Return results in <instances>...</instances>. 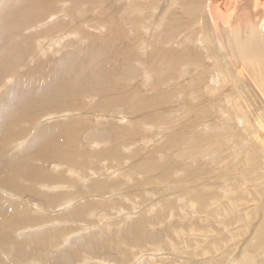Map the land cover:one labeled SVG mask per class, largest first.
Returning a JSON list of instances; mask_svg holds the SVG:
<instances>
[{"label":"bare ground","instance_id":"obj_1","mask_svg":"<svg viewBox=\"0 0 264 264\" xmlns=\"http://www.w3.org/2000/svg\"><path fill=\"white\" fill-rule=\"evenodd\" d=\"M112 3L113 2H106L105 0H19V2L8 3V6L5 2L4 6L0 7V21H4L2 25L0 23V29L4 28L5 30L7 28V30H9V28L11 27V32H8L10 33L9 36L1 37L3 40L0 39V42H2L3 45L8 42L9 38L14 37V35L16 36V32L19 31V29H21L20 34L24 35L23 29H26L25 33L29 34L27 32H29L32 27L28 29L27 25L34 24L38 21V19L40 20L47 16L48 18L51 17L53 20L58 18L60 16L59 14L63 16L59 23H56L50 26L45 31L38 33L40 36L39 38L42 39V43L44 44L43 48H39L38 46H36L37 39L33 40V45L30 46L31 54L34 59L37 60V58H39V64L37 66H33V68L30 67L33 70V74H31V72H27L25 73L24 77L27 78L28 85H30L31 83H41L42 85L47 87L46 90L30 99H28L26 95H24L23 97L18 96L20 100H18L17 106L23 107L24 105L27 106L25 108L32 107L31 110H33L36 107L39 108L40 105L43 108L50 109V107L52 106L51 103L56 102L57 104H59V102L55 101L59 96L70 95L73 98H71L67 102L68 110L67 108H64V110H66L67 112L72 110L74 111L78 108H99L101 109V111H108L111 108L118 107H123L128 111L133 112L134 117L129 121L128 119L126 120V123H131L129 129L127 128V126H121V128H118L116 127L117 125L112 124V126L115 127V129L113 130V138L111 137L112 139H117L119 138V136L122 137L125 134L132 132H135V135L138 136L142 128L144 129V131L150 130L151 127L147 125V127H145V125L140 126V123H165V121L169 120V118H167V115L172 114L171 111L170 114L166 113L167 120H165L166 118L164 119L165 115L163 113L167 111V109L164 108L165 110L162 113L164 116H162L161 112H159V109L163 108L165 106V103L168 104V102H170V104L168 105L171 106L170 110L173 109L174 112H177L178 110L180 111L179 107L182 106L183 107L181 109H184L185 107L187 110H196L198 113L196 117L197 121L199 118V123L197 124L195 123L194 119L192 121L190 119V123L184 124V128H190V139L186 140L188 147L190 146L195 150L197 148L195 146L197 145V151H200L201 154H195L197 155V157H195L194 153L197 151H191L192 153L194 152L192 158L194 159L195 157L196 159L184 163L182 168L183 171L185 170L184 173H186L187 176H191L192 180L190 181L199 179L201 182H196V180V186H193V188L188 186L192 182H188L189 184L185 182L187 185H184L179 190V196L181 195L180 193H182V196H180L182 197V199H176L174 202L172 200V202H168L166 199V201L159 199L158 206L161 208V211H159V213H155L153 210L152 211L154 213H151V211H148V209H143L141 211L140 209V212L134 217V219L131 220V222L128 218L125 219V223L123 225L124 228L122 230L119 229L117 233L126 236L131 243H133L135 246L137 245L135 247L136 251L138 253H142L141 250L148 249V247H146V242L142 244L140 243L143 242L141 239L145 238L144 234L146 232L145 230L147 226L151 225L147 220L151 221L152 223V221L159 220L158 218L162 214L169 213V218L163 219L172 221L174 220V216L172 215V213L178 216V213H181L182 211H185V215L188 212H194L196 213V215L198 214L202 217L198 216L199 218H194V216L191 215V219L189 218V221L187 220L186 222L182 221L179 218L180 220L178 221V224L171 223L166 225L164 223L165 220L164 222H157L156 225H158V230L152 236L162 234L165 229L170 236V234L174 233L170 232L171 227H175L174 231L178 235H175V238L172 235L173 238L170 239L174 242H177V240H181L183 242L182 244H184V247H187L186 249H188L189 251L187 252L185 250L187 253L185 252L184 254L190 256L192 258V261H194H187L191 264H264V0H175L174 3L168 6L165 9L164 13L161 14L162 24L160 27L161 29H163L162 32L159 35H154L153 38L151 37L152 40L150 41V45L147 43V48L145 49V54L150 51L148 56H144L146 62V65H144L148 66L147 69H149L147 70L145 68L144 70L147 73V81H149L150 83L138 79L139 71L134 67H125L124 69L118 68L121 62L122 64L125 63V59L128 53H125L124 55L122 54V52H118L119 50L117 47L118 43L122 42L123 44H127V46L131 48L130 43L133 46L136 42L140 41L139 33L133 35L134 33H132L131 30L130 32L132 34L127 33L129 31L131 23L136 24L134 22L136 20H126L124 14L126 15V17H129L130 15H133V13L137 12L143 14L144 11L146 12V14H150L155 5H158L159 0H132L129 2L127 11L124 10L125 13L121 12L123 10L122 7H115L117 9H113L114 12L109 11L108 9H111L113 7L111 6ZM122 13H124L123 16ZM42 23L34 25L35 27L33 28V30L38 29L39 26H42ZM156 27L159 26L156 25ZM188 29L192 32L191 35L193 37H198L195 44L198 43L199 45H191L189 43L191 42L192 37H190L191 39H187L188 37L186 36V32L188 31ZM65 30L66 33L62 35ZM159 40H162L164 42V45H160ZM145 45L146 43H142V46ZM49 46H52V49H54L53 55L55 57L58 55H64L62 58L65 59V63L63 64L65 66L61 65L60 62L54 59H48L49 61L40 60L43 55H45V53L47 54V48H49ZM71 47H75L76 49L89 48V50L86 51L78 49L73 53L68 52L71 50ZM96 47H100L102 52L98 50V52H92ZM223 48L224 50L226 49V51L230 50V54L226 52L225 55H221L219 51H221ZM40 50H44L45 53L40 52ZM137 51H139V48L137 49ZM139 53H141V50ZM15 54L17 55L18 53ZM131 54L136 56L137 52H135L134 54L133 51L130 53V55ZM100 59L101 61L100 63H98L97 61ZM1 62H3V60ZM3 63H0V69L5 68L6 65L11 64V62H7L5 64ZM183 66H192V70L190 68H185L184 72L182 73L181 68ZM11 68H13V65ZM30 70L31 69H29V71ZM179 70L181 71V73H179ZM238 76L242 77L244 80H239ZM240 83L241 85L238 87L240 95L239 93L234 95V92L238 89H236L235 86H237V84L239 85ZM78 90L83 91L82 94L85 96L88 95V97L90 98L91 96L95 95V98L92 99L90 103H86L83 99H80L75 92ZM84 90H86L87 94L84 93ZM250 92L254 93V95L256 94V98L260 97L262 102L260 101L261 103L258 104L255 101L250 102L248 101V99L246 101L241 99L244 96H250ZM233 96L234 98L229 99V97ZM50 100H52L53 102H51ZM20 109L21 108H19V110ZM61 110L63 109H60L59 111ZM198 110L200 112H198ZM187 112L189 113L190 110L185 111L183 115L189 116ZM33 113L38 112L33 110ZM236 113H240L241 116L239 117L238 115H236ZM25 116L27 117V115H24L22 112L17 120H13L12 122H7L5 120L8 125L7 127L3 126V128L5 129V134L3 135V137H0V144H2L1 157H3L4 159L8 158L11 161L10 163L4 165V167L11 169V171H8L6 173L4 170L0 169V172L4 173V175L0 173V187H9L11 191L16 192L15 194L19 193L18 195H20L25 194L28 191L32 192L30 190V185L35 181H41L40 183L38 182L39 187H36L39 189V194L38 192L36 193L33 191L37 194L36 196L39 195V198H43L44 201L49 204H54L60 199V204L62 206L73 204L72 208H67L69 209L68 213L65 211L63 212L67 215L71 214L73 218H75V216H78L79 218L81 216L83 217L84 209H95L96 205L103 204V201L97 199L92 202L78 205L73 193H71L72 195L69 197H66V194L64 192L62 195H51L52 192H50V195H45V192L43 193L44 189H58V186H53L48 183H58L61 180L56 177L57 174L53 175L51 174V172L47 171L46 166L43 163L39 162V158L42 159V161H45L52 157L59 158L60 162H63L62 165H64V168L69 170V172L73 175L74 181H82L84 180L86 175L79 172V169L74 168V166L83 165L82 163H85L86 160L89 162H93L95 161L94 159H96L98 156H101L102 158H106L109 155L118 157L119 152L117 150L119 149V147L116 145L122 144L123 146L124 143H114L116 145H110L107 147L106 141L109 137L104 138V136L102 135V139H100L101 142L98 143L99 148L96 151H90L86 149L83 141L78 140L79 130L84 126L83 121L81 120L82 118L80 116L79 119L72 117L74 118V120L68 122L66 121L64 124L55 122L54 125L52 124L51 126L41 128L42 130H40L39 126H37L33 130L27 129L29 127L26 126L27 123L25 121ZM190 116L193 117L194 115L191 114ZM231 116L235 119L234 124L231 123ZM28 117H30V115H28ZM38 117L39 116L37 114V118ZM37 118L34 119L39 120ZM181 118L183 119V117ZM240 118L245 121L247 127L244 125V128H246L245 132L244 134L242 133V135L240 134V137H238L239 131L237 130L238 133L234 132V129H238L236 123H242V119ZM113 119H115L116 122L117 120L119 122L123 120L121 119V117L119 119ZM182 119L180 121H183ZM32 120L33 118L31 119V122ZM185 121L186 120L184 119V122ZM90 128L94 129L96 127L92 125V127ZM82 130L83 129H81L80 132ZM154 130L155 129H153L152 131ZM161 130H159L158 132L155 130V132L159 134ZM168 130L170 129L167 128L166 131ZM157 133L155 137H157ZM249 134L251 135V139L248 136ZM27 136L32 138V140L30 144L25 148L22 147L24 146L25 142H27V140L23 142L22 146L18 145L17 143L9 146L8 143H5L11 142L13 140L17 142L19 139L23 137L25 138ZM166 137H168V134H166ZM30 138L28 140H30ZM232 138L233 140H235V142L239 141L240 143L242 142L245 145L243 148L241 147L245 150L243 156L246 157V160H249L251 166L250 172L248 171L249 169L246 170L250 175L249 177H251L255 185L258 186L253 187L254 189L252 190H250V188L248 189V191L246 188H244V183L243 185L237 183L234 184L232 183V181L231 183L234 185L230 184L232 185L231 187H228L226 189H224V187L223 189H220L219 182L221 180L219 181V179L222 178H216L215 181L217 185L211 186L210 175L203 172L205 170V165L202 164H204L205 161H208L206 159V156H212L210 157V160H212L211 163L217 160V164L219 160H233L235 153L242 150L241 148V150L238 148L237 151H233L235 147L234 145L231 146L233 142L230 140H232ZM135 139L136 138H130L129 143L132 141L134 143ZM249 140L253 142L255 141L257 142V144H260L262 146L261 148H263V152L261 155H258L260 153H258L257 151H254L257 152V154L252 153V150L248 148L249 143H251ZM137 142L136 145L138 146L139 144ZM171 144L175 145L178 144V142L176 141V139H173L171 142H169L168 145L171 147ZM143 147L144 146L139 145L136 149L137 156H139L138 158H140V156L142 157L143 155L142 153H140V149H142ZM166 148L164 149L166 150ZM229 148H231V150H229ZM210 152L213 155L205 154ZM184 160L185 159L183 158V161ZM169 161H171V163H169ZM72 163H75V165L72 166ZM139 163L140 164L137 163L138 165L134 164L133 168L130 170L132 172L131 177L133 180L135 178L134 174H136L139 179H145V182H149L151 180L158 182L161 180L162 183L163 179H166L173 175L171 174L172 172H179V169L177 170L176 166L172 167L171 165L170 167L169 165L175 164L173 159V152L171 151H165L162 155L157 154L156 157L152 155H145V157L143 158V162L140 161ZM246 164L249 163H245L243 165ZM254 164L257 166L255 167ZM175 165H177V163ZM209 166L211 167V165ZM219 167H221V165ZM233 167L238 168L236 164ZM223 168L225 167L223 166ZM245 168H248V165L245 166ZM106 169V171L109 170L108 168ZM213 169L214 168H212V170ZM257 169H259L260 171H257ZM212 170L207 172H211ZM237 170L238 169H236L235 171ZM219 171L220 170H218V173ZM95 173L97 172L95 171ZM212 173L214 172L212 171ZM181 174H183V172H181ZM245 176H247V174ZM175 177H177L176 174ZM89 179L91 178H87V180ZM110 179H115V177H110ZM132 179H124L123 182L119 181V179H116V181L113 182L96 181L93 184V188L94 191L101 192L107 187L112 188V194L115 193L116 196L120 194L119 199L126 200L128 198V194L126 191L129 190L125 191L123 188H127L130 187L131 184L138 183V181L132 182ZM227 179L226 181L228 183L229 179ZM244 179L243 181L247 182ZM23 180L28 181V183H25ZM174 181H172L173 184ZM226 181H224L223 184H225ZM250 181L248 183L249 185H251ZM29 182H31V184H29ZM262 182L263 184L261 187ZM230 185L228 184V186ZM164 190L166 189L164 188ZM64 194L65 197L62 198ZM230 194L234 195L237 199L236 201L240 204H237L235 202H233L234 204L230 203ZM238 194L240 197H238ZM94 195L97 196L100 194L96 193ZM144 198L142 199L143 201ZM242 200L244 202L241 203ZM130 201L131 200H129V202ZM232 201H235V199H232ZM12 203L13 202H11L10 205ZM113 204L114 200L108 199L107 201H104L103 208L110 207L112 209L114 207ZM141 204H143V202ZM2 206L0 207V243H5V241H7L6 243L11 242V247L17 246V248L22 247V249L24 248L26 242L30 243L32 246H34L32 243H37L36 248L39 251L43 248L42 246H39V240H47L50 236L56 235L57 232L49 230L37 234L30 233L28 236L25 237L24 235L22 237L21 234L27 231L25 229L26 226L30 228L29 226H31L32 223L39 222V217L35 216L32 213L30 214V211L22 212L20 209H18L19 211L16 212V208H14V210L11 209L12 212L10 209H6V211L8 212H3L4 210ZM133 209L135 210L134 207ZM148 216H150V218H148ZM186 217L188 218L187 215ZM126 221H129L130 223L128 224ZM118 224L121 223H117L115 227L119 226ZM20 226L21 230L18 229L20 233L19 231L14 232V230L19 228ZM22 230L23 232L21 233ZM219 230H221L220 233ZM100 232H104L105 236L102 233L99 234L107 237V239L111 240L113 237V234L110 235L107 231L101 230ZM187 233L188 235L190 233L192 237L190 235L188 236ZM217 233H219V236H216ZM100 243L101 242L94 240V244L96 246L101 245L102 247H105L107 245H103L102 243ZM238 243H240L242 246L238 247ZM61 245L64 244L61 243ZM6 247H0L3 248V251H1L2 249H0V251L5 252L4 250H7ZM118 247L119 246H116L115 248ZM164 247L166 248V246ZM195 247L198 248L197 251L194 250ZM7 248L8 254L6 252L5 254H7L8 256L11 253H15L10 250L9 247ZM124 249L126 251V249L128 248L125 247ZM69 251L73 253L72 249ZM177 252L175 255H179L177 254ZM77 254V252L73 253L72 257H69V259H74ZM175 259L177 260L176 257ZM173 260L174 259H172V261Z\"/></svg>","mask_w":264,"mask_h":264},{"label":"rangeland","instance_id":"obj_2","mask_svg":"<svg viewBox=\"0 0 264 264\" xmlns=\"http://www.w3.org/2000/svg\"><path fill=\"white\" fill-rule=\"evenodd\" d=\"M105 1L106 2H113L111 4V6H113V7L111 9H108L109 11L114 12L113 9L114 10L117 9L115 7H122L123 10L121 12L125 13V11H127V9H128L129 2L132 1V0H113V1L112 0H105ZM174 1L175 0H164V1L163 0H159L158 5H155L154 9L151 11L150 14H148V13L146 14V12L144 11L143 14L137 12V13H133V15H130L129 17H126V15L124 13H122V16L124 14V17L126 18V20H129V21L136 20V21H134L136 24H132L131 23L129 31L127 33L128 34L134 33L133 35H136V33L137 34L139 33V36H140L139 40L140 41L138 40L139 42H136L134 44L135 46L134 45L132 46V44L130 43V47L131 48H129L127 46V44H123L122 42L118 43V47H117L118 50H119L118 52H122V54H124V55H125V53L126 54L128 53L127 57H126V59L127 58L128 59L126 60L125 58H123V59H125V63L122 64V62H121L119 64L121 67L118 66L119 69H124L125 67L126 68H128V67L129 68H133L134 67L135 69H137L139 71V75L140 76L138 75V79H141L142 81H146V82L150 83L149 81H147V73L144 70L145 68L146 69L148 68V66H145L146 65L145 57L148 56L150 51L145 54V52H146L145 49L147 48V43L150 45V41L152 40L153 36L154 35H159L162 32L163 29H161V27H160L161 24H162L161 23V21H162V19H161L162 15L161 14H163L165 9L168 6L172 5L174 3ZM0 2H1L0 7H3L5 2L7 3V6H8V3L19 2V0H0ZM205 7H206V5H205ZM59 15L60 16L58 18L53 19V20H52L51 17H50L51 18L50 19L47 16L42 18V19H40V20L38 19V21L35 22L34 24L27 25L28 29L32 27L30 29V31L27 32L29 34L25 33L26 29H23L24 35L20 34L21 33L20 32L21 29H19V31L16 32L17 33L16 36L14 35V37L9 38L8 42L5 45H3L2 42H0L1 43V45H0V60L1 61L3 60V62H4L3 63V62L0 61V63L5 64L7 62H11L10 65H6L5 68H1L2 70L0 69V102H1L0 103V110L2 111V112L0 111V137H3V135L5 134V129L3 128V126L7 127V125H8L7 122L8 121L12 122L13 120H17L19 115L22 114V112H23L24 115H27V117L25 116L26 117L25 121L27 123L26 126L29 127L27 129H32V130L35 129L37 126H39L40 130H42L41 128H45L47 126H51L52 124L54 125L55 122L56 123L60 122L59 124H64L66 121L68 122V121L74 120V118L79 119L81 117L82 118L81 120L83 121L84 126L81 128V129H83L81 132H80L81 129L79 130V139L78 140L83 141L84 145L86 146V149H88L90 151H96L99 148L98 147V145H99L98 143L101 142L100 139H102L101 138L102 135L104 136V138L105 137H107V138L109 137L107 139V141H106V146L107 147L110 146V145H112V146L116 145L114 143H121V142L124 143L123 146H122V144L116 145L120 149V150L119 149L117 150L115 148L119 152V156L118 157L109 155L106 158H102L101 156H98L96 159H94L95 161H93V162H89V161L86 160L85 163H82L83 165H77L76 164L77 166H74L75 163H72L71 165L74 166V168L79 169V172H81L84 175H86V177L82 181H74L73 175L69 172V170L64 168V165H62L63 162H60L59 158L52 157V158L47 159L45 161H42V159L39 158V162L43 163L46 166L47 171L51 172V174H53V175L57 174L56 177L61 180L58 183H52V184L48 183V184L53 185V186L54 185L58 186V189H56V190L55 189L51 190V188H47L46 190L44 189L43 193L45 192L44 193L45 195H50L51 194L50 192H52L51 195H54V194L62 195L63 192H64L66 194V197H69V196L72 195L71 193H73L74 198L76 199V202L78 203V205L85 204V203H88V202H92V201H95L97 199H99L100 201H103V204H104V201H107L108 199H112V200H114V204H113L114 207L111 209L110 207L106 208L104 206L105 208H103V204H99V205H96L95 209L93 208L94 210L92 208L90 210L89 209L88 210L84 209L83 210V215H84L83 217L81 216L79 218L78 216H75V218H73L71 214L67 215V214L63 213L64 211L68 213L69 209H67V208H72L73 204H70V205H67V206H65V205L62 206L60 204L61 199L58 202L54 203V204H52V203L49 204V203H46L43 198H39V195L36 196L37 192L39 194V189L36 188V187H39V183L41 181H35L32 184H31V182H29V184H31L30 185V190L32 192L28 191L25 194H20V195H18L19 193L15 194L16 192L11 191V189H9V187H0V196H1L0 197V199H1L0 200V207L2 205H5L6 207L7 206L9 207V208L8 207L6 208L5 206H2V208L4 210L3 212H5L6 209L7 210H9V209L10 210L11 209L14 210V208H16V212L19 211L18 209H20L22 212H27V211L29 212L30 211V214L32 213L35 216L39 217V222L32 223L31 226H29L30 228H28V226H26L25 229L27 231H25L23 234H21L22 237L24 235L26 237L30 233L37 234V233H43V232H46V231H49V230L57 232L56 235L50 236L47 240H45V239H42L43 241L39 240V242H38L39 246L43 247L42 250H39V251L36 248L37 243H32L35 246L34 247L30 243L26 242L25 245H24V248H23L24 250L22 249V247H20V248H17V246H12L11 247V244H12L11 242L6 243L7 241H5V243H0L3 247L4 246L6 247L7 244H8L7 247H9L10 250L15 252V253H11L8 256L7 255L8 254V252H7L8 248L6 247L7 250H4L7 254H5V252H1V251H3V248H0V249H2L0 251V264H3V263L4 264H169V263L170 264H173V263L174 264L175 263L176 264L177 263L178 264H180V263L181 264L182 263L191 264V263H188V262L192 261V258L190 256L184 254L186 251L187 252H189V251H188V249H186L187 247H184V244H182L183 242L181 240H179V241L177 240V242H174L173 240H171L173 237L175 238V235H178L174 231L175 227H171V231L170 232L171 233L174 232V233L170 234V236H169V233L167 232L166 229L160 235H157V236H152V235L155 234L157 232V230H158V225H156L157 222L160 223L161 221L164 222V220H165L164 223L166 225L171 224V223L172 224H178V221L180 219L182 221L186 222L189 218L191 219V215H193L194 218L195 217H197V218L202 217L201 215H198V214L196 215V213H194V212L193 213L192 212H188L189 215H188V213H186V215L188 216V218H187L185 213H184L185 211H182L181 213H178V216L176 214L172 213V215L174 216V220H172V221L170 220L171 222L168 221V219H163V218H169V216H168L169 213L162 214L160 216L161 218L160 217L158 218L159 220L152 221V223H151V221L147 220L148 223L151 224V225H148L146 230H145L146 231L145 234H144L145 238L141 239L143 242H140L141 240L139 242L141 244L146 242V247H148L149 250L148 249H143V250H141L142 253H138L136 251L135 247L137 245L135 246L133 243H131L128 240V238L126 236H124V235H122L120 233H117V232L119 231V229L122 230L124 228L123 225L125 223V219L128 218L129 221L131 222V220L134 219V217L140 212V209H141V211L143 209H148V211H151V213H154V212L155 213H159V211H161V208L158 206L159 199L163 200V201L167 200L168 202H170L171 200L174 202L176 199H182V197H180V196H182V193H180L181 195L179 196V190L184 185H187L186 183H188V182L191 183L192 182L191 183L192 185L190 184L188 186L193 188V186H196L195 185L196 182H198V181L201 182L199 179H194V181H190V180H192L191 176H187L186 173H184L185 170L183 171V168H182L184 163H187L190 160L196 159L195 157H197V155L201 154L200 151H197L198 150V146L197 145L195 146V147H197L195 150L193 148H191L190 146L188 147L186 140L190 139V136H189L190 128L189 129H185L184 128V124L190 123V119H191V121L194 119L195 123H197V124L199 123V118H198V121H197V117H196L198 115L196 110H194V109H192V110L188 109L187 110L185 107H184V109H181L183 107L182 106V107H179L181 112L179 110L177 112L176 111L174 112L173 109L170 110L171 106L168 105V104H170V102H168V104L165 103V106L163 108H160V109L158 108L159 112H161V115L162 116L165 115L164 119L166 118V115H167L166 113L170 114V111L172 113L170 115H167V118H169V120H167V118H166L165 120H167V121H165V123H159V124H157V123L156 124L155 123H143V124H141L140 123V126L145 125V127L149 126L152 129L150 128V130H145L144 131V129L142 128L141 132L138 134V136L135 135V132H132V133L125 134L122 137L119 136V138H117V139H112L113 138L112 137L113 136V130L115 129V127L112 126V124L117 125L116 127H118V128H121V126L122 127L123 126H127V128L129 129V127L131 126V123L127 122L128 123L127 124L126 120L128 119V121H129L131 118L134 117L133 112H130L126 108H123V107L111 108L108 111H105V110L101 111V109H99V108H91V109L90 108H84V109L83 108H78V109H75L74 111L72 110V111H68L67 112L66 110H64V108H67V110H68L67 102L71 98H73L70 95L59 96L58 99L55 100V101L59 102V104H57L56 102H53L52 100H50L51 102H53V103H51L52 106L50 107V109L43 108V107H41L39 105V108L36 107L35 109H33L34 111H36L38 113H33V110H31L32 107L25 108L27 106H24V105H23V107H18L17 106L18 100H20L18 98V96L23 97L24 95H26V97H28V99H30V98L38 95L39 93L43 92L47 88L44 85H42L41 83H31L30 85H28L27 78L24 77V75L27 72H31V74H33V70H32L33 66H37L39 64V58H37V60H36V59L33 58L32 54H31L30 46L33 45V40L37 39L36 46H38L39 48L40 47L43 48L44 44L42 43V39L39 38L40 36H39L38 33L39 32L41 33L42 31H45L46 29H48L50 26H52V25H54L56 23H59V21L63 18V16H61V14H59ZM137 15H139V16H137ZM135 17H137V18H135ZM148 17H150V18H148ZM154 19L157 20V21H155ZM143 21H144V23H143ZM3 22L4 21H0L1 25L3 24ZM38 23H42V26H39L38 29L33 30V28L35 27L34 25H37ZM47 24H49V25H47ZM156 25H158L160 27V29H159V27H156ZM138 26H139V28H138ZM150 26H152V27H150ZM154 26L156 27V29H155ZM145 28H148V29H145ZM2 29H3V31H2ZM0 30H1L0 31V39H2L1 37H5V36L8 37L9 36L10 33H8V32H11V27L9 28L10 31L7 30V28L5 30H4V28H1ZM130 30H131L132 33L130 32ZM211 32H212V29H211ZM6 33H8V34H6ZM65 33H66V30L63 32L62 35H64ZM186 33H187L186 36L188 37L187 39H191L190 37H192L191 42H189L191 45H199L198 43L195 44V42L197 41L198 37H196V38L193 37L191 35L192 32L189 29H188V31ZM14 39H15V41H14ZM144 39H146V40H144ZM159 41H160V45H164V42L162 40H159ZM142 43H144V44L146 43V45L142 46ZM119 44L121 45V47H120ZM8 45H10L12 47V49ZM134 48H136V49H134ZM138 48H139V51H137ZM51 49H52V46H49V48H47V54L44 52V50L43 51L40 50V52H44L45 53V55H43V57L40 60L49 61L48 59H54V60L60 62L61 65H63L65 63V59L62 58L64 55H62V56L58 55V56L55 57L53 55L54 49H52V50ZM70 49L71 50L68 51V52H72V53L76 52L78 49L86 50V51L89 50V48L88 49H84V48L76 49L75 47H71ZM72 49H73V51H72ZM227 49H228V47H227ZM10 50H11V52H10ZM97 50L102 52L100 47H96L92 52L97 51ZM123 50H125V51H123ZM140 50H141V53H139ZM130 51L131 52L134 51V54H135V52H137V55L136 56L132 55V54L130 55V53H131ZM147 51H148V49H147ZM219 52H220L221 55H225L226 52L228 54H230V50L226 51V49L224 50V48L221 51H219ZM15 53H18V54L16 55ZM13 56H14V58H13ZM17 56H20L21 58L17 57ZM100 61H101V59L98 60L97 62L100 63ZM126 61H127V63H126ZM12 65H13V68H11ZM63 66H65V65H63ZM30 67H32V68H30ZM185 68L186 69L190 68L192 70V66H189V67H187V66L184 67L183 66L181 68L182 70L180 69L182 71V73L184 72ZM5 69H7V70H5ZM29 69H31V70L29 71ZM147 70H149V69H147ZM181 71L179 73H181ZM4 72H6V73H4ZM238 78H239V80H244L240 76H238ZM241 83H243V82H241ZM241 83L239 85L237 84V86H235L236 89L241 85ZM237 90H236L237 92L233 91L234 95H236L238 93L240 95L239 88ZM75 92L77 93L79 98L83 99L86 103H90L91 100L95 98V95L91 96V98L88 97V95H86V96L83 95L82 94L83 91H81V90H78V91H75ZM27 93H30V94H27ZM84 93L87 94L86 90H84ZM250 93H251L250 96H244L241 99L245 100V101L248 99V101H250V102L255 101L258 104H260L262 102L260 97L256 98L257 97L256 94L254 95V93H252V92H250ZM206 96H208V95H206ZM232 98H234V96L233 97H229V99H232ZM254 99H256L257 101L254 100ZM19 108H21V109L19 110ZM164 108H166L167 111L164 112V110H165ZM60 109H63V110L59 111ZM189 110H190V112L189 113L187 112L189 114V116L188 115L184 116L183 113H185V111H189ZM198 112H200V111L198 110ZM37 114L39 116L38 118H37ZM191 114L194 115V116L191 117L190 116ZM28 115H30V117H28ZM236 115H238L239 117L241 116L240 113H236ZM77 116H78V118H77ZM250 116H251V114H250ZM68 117L71 118V119H69ZM72 117H74V118H72ZM120 117H121V119H123V120H121V122H119L118 120L116 122V120L113 119V118H116V119L118 118L119 119ZM181 117H183V119ZM32 118H33V120L31 122ZM34 118H37L39 120H35ZM66 118H67V120H66ZM186 118H188L189 121ZM27 119H28V121H27ZM181 119L183 121H180ZM184 119L187 122L186 121L184 122ZM240 119H242V118H240ZM231 120H232L231 123L234 124L235 123L234 117H232ZM242 123H243V125H242ZM242 123H240V124L236 123V125L238 126V129L237 128L234 129V132H237V130L239 131V133L237 132L238 133V137H240L239 136L240 134L241 135H242V133L244 134L245 129H246V128H244L246 126V123H245V121L243 119H242ZM33 124H34V126H33ZM152 124H154V125H152ZM92 125H94L96 128L91 129L90 127H92ZM153 126H154V128H153ZM167 128L170 129V130L166 131ZM241 128H242V130H241ZM153 129H155L157 132L159 130H161V129L162 130L158 134L157 132H155V130L152 131ZM130 130H131V128H130ZM156 133H157V137H155ZM166 134H168V137H166ZM230 134H231V132H230ZM147 135H149V136H147ZM29 136H30V134H29ZM29 136L19 139V140H22V141H19L18 139H16V140H18L17 142L13 140V141H11L13 143H11V142H5V143H8L9 146H11V145H13L15 143H17L18 145L22 146L23 142H25L27 140L28 143L25 142L24 146L22 147V148H25L26 146H28L30 144V142L32 140V138H30ZM158 136H160V137H158ZM248 136L251 139V135L249 134ZM29 138H30V140H28ZM130 138H136L135 139L136 142L138 141L137 143L139 145L144 146L142 148L143 150L140 149L141 150L140 153L143 154L142 157L140 156V158H138L139 156H137L136 149H137V147L139 145L138 146L136 145L135 140H134V143H133V141L129 143ZM173 139H176L178 144H175V145L171 144L172 146L170 147L168 144ZM161 140H162V142H161ZM123 141H125V142H123ZM230 141L233 142L231 146L234 145V147H235V149H233V151H235V150L237 151L238 148L240 149L241 147L243 148L245 146L244 143H242V142L241 143L239 141L235 142V140H233V138ZM249 141L251 143H249V142H246V143H249L248 148L250 150H252V153L253 154H257V152H258V153H260L258 155H261L262 152H263V148H261L262 146L260 144H257V142H255V141L254 142L251 141V140H249ZM165 144L167 145V148H166ZM236 144H238V145H236ZM236 146H237V148H236ZM164 148H166V150ZM229 150H231V148H229ZM1 151H2V144H0V169L4 170L7 173L8 171H11V169H8V168L4 167V165H6L7 163H10L11 161L8 158H6L7 159L6 160L3 157H1ZM165 151L173 152L174 162H175V164L177 163V165L169 164L170 167H171V165H172V167L176 166L177 170L179 169L178 171L179 172L180 171L183 172V174H181V172L180 173L178 172L179 173L178 174V173H176L177 171L172 172L171 174H173V175L171 177H168L169 179L166 178V179L162 180L163 184L161 183V180L158 181V182L151 180L149 182L146 181L147 182L146 183L145 179H141V178L139 179L136 174H134V176H135L134 180L132 179V177H131L132 172L130 170L133 168L134 164L138 165V164H140L139 163L140 161L143 162V158L145 157V155H149V156L152 155V156L156 157L157 154L162 155ZM191 151H197L198 152V153L197 152H195V153L193 152L194 156H195L194 159L192 158L193 153ZM254 151H257V152H254ZM238 152L239 151H237L235 153V155L233 157V160L232 159L229 160V161L228 160H226V161H223V160L220 161L219 160L217 164H216L217 160H215V162L211 163L212 160H210V157H212V156H206L205 155L206 159L208 161H205L206 163L204 162V164H202V165H205V168H204L205 170L203 172H205L206 174L210 175V184H211V186L217 185V183L215 181L216 178L217 179L222 178V179H219V181L221 180L219 182L221 184V185L219 184L220 189L221 188L223 189L224 187H225L224 189H226L228 187H231L235 183L242 184V185L244 183L243 186L247 190L250 189V188H251L250 190H252V189H254L253 187H258V186L255 185L254 181H252V178L249 177L250 175L247 173L248 171L250 172L251 166H250L249 160L247 159L248 160L247 161L246 157L243 156V153L245 152V150L242 149L240 151L241 153L240 152L238 153ZM176 154H177V156H176ZM195 154H197V155H195ZM205 154L213 155L211 152L210 153H205ZM183 158L185 160H187V159L188 160L187 161H185V160L183 161ZM179 159L182 160V161H180ZM8 160H9V162H8ZM175 160H177L178 162L175 161ZM4 161H5V163H4ZM117 162H118V165H117ZM169 163H171V161H169ZM178 163H180V164H178ZM221 163H224V164H221ZM229 163H231L232 165L229 164ZM245 163H249V164L243 165ZM235 164H236V166L238 168L233 167V166H235ZM209 165H211V167ZM216 165H217V167H216ZM220 165H221V167H219ZM239 165L241 167L242 166H244V167L241 168ZM247 165H248V168H245V166H247ZM72 166H69V167H72ZM223 166L225 168H223ZM256 166L257 165H255V167ZM106 168H108L109 170L106 171L107 170ZM212 168H214V169L212 170ZM127 169H128V171H127ZM222 169H223V171H222ZM232 169H234V170H232ZM236 169H238L237 171L238 172L240 171V172L238 173L237 171H235ZM246 169H249V170L247 171ZM210 170H212L216 174L212 173V171L211 172H207V171H210ZM218 170H220L219 173H221V174L218 173ZM95 171L97 173H95ZM243 171H245V172H243ZM257 171H260V170L257 169ZM0 173L2 175H4V173H2V172H0ZM228 173H229V175H228ZM244 173H245V175L247 174L248 177L245 176ZM118 174H120V175H118ZM175 174L177 175V177H175ZM124 175H126V176H124ZM214 176H216V177H214ZM243 176H244V178L245 177H247V178L244 179ZM110 177H112V178L115 177V179H110ZM179 177H181L182 179L179 178ZM87 178H91V179L87 180ZM95 179H98V180H95ZM116 179H119V181H122V182L124 181V179H127V180H131L132 179L133 180L132 182L138 181V183H136V184H131L130 185V187L132 186L131 188L130 187H127V188L124 187L123 188L125 191L129 190V191H126L127 194H128V198H127L128 200L127 199L126 200L125 199L120 200L119 199L120 194H118L117 196H116L115 193L112 194V192H111L112 188H108L107 187L102 192L101 191H94V188H93L94 182H96V181L113 182V181H116ZM176 179H177V181H176ZM226 179L228 180V183H227ZM243 179L245 181H247V182H244ZM23 181L25 183H28V181H26V180H23ZM172 181H174V184H173ZM211 181H212V183H211ZM224 181H226L225 184H223ZM231 181L234 184H232ZM249 181H250L251 185L248 184ZM170 182H172V183H170ZM36 184H37V186H36ZM179 184H181V185H179ZM228 184L229 185L232 184V185L228 186ZM262 184H263V182L261 183V187H262ZM139 185H141V186H139ZM171 185H173V186H171ZM169 186H171V187H169ZM158 187H159V190H158ZM5 188H7L8 190L5 189ZM153 188H154V190H153ZM164 188L166 190H164ZM33 191L36 192V193H34ZM96 193L100 194V195L95 196L94 194H96ZM133 193H134V195H133ZM135 193H137V194H135ZM147 193H148V195H147ZM65 194L62 196V198L65 197ZM172 195H173V197H172ZM230 195L231 196H229V198L231 199V201H229V202L232 203V204H234L233 202L238 204L239 202L236 201L237 199L235 198V196L232 195V194H230ZM141 197H143V198L145 197L144 201L142 200L143 198H141ZM238 197H240L239 194H238ZM232 199L233 200L235 199V201H232ZM7 200H9V201H7ZM129 200H131V201L129 202ZM11 202H13V203L10 205ZM76 202H74V203H76ZM126 202H127V205H126ZM142 202H143V204H141ZM242 202H244V201L242 200L241 203ZM131 203H132V205H131ZM128 205H130V206H128ZM132 206L135 208V210L133 209ZM140 206H141V208H140ZM23 207H24V209H23ZM238 207H241V206H238ZM117 208H118V210H117ZM12 210H11V212H12ZM6 212H8V211H6ZM179 216H181V217H179ZM245 216H248V215H245ZM148 218H150V216H148ZM245 218H247V217H245ZM129 221H126V222L129 224L130 223ZM117 223H121V224H118L119 226L115 227V225ZM152 225H154V226H152ZM150 226H152V227H150ZM86 228H89V229H86ZM18 229L21 230V226L19 228H17L16 230H14V232L19 231ZM101 230L107 231L110 235L113 234L112 235L113 236L112 239L110 240V239H107V237H104L105 234H104V232H100ZM11 231H13V230H11ZM220 231L221 230H219V233H220ZM22 232H23V230L21 231V233ZM19 233H20V231H19ZM99 233L104 234V236L100 235ZM121 233H123V232H121ZM219 233H217L216 236H219L218 235ZM172 235H173V237H172ZM187 235H188V233H187ZM189 235H190V233H189ZM21 236H19V237H21ZM98 236H100V237H98ZM190 236L192 237V235H190ZM48 240H49V242H48ZM94 240L98 241V242H101L103 245H105V244H107V245L105 247H102L101 245L96 246L94 244ZM61 243H63L64 245H61ZM169 243H171V244H169ZM238 244H239L238 247L242 246L240 243H238ZM1 245H0V247H2ZM116 246H119V247L115 248ZM164 246H166V248ZM14 247H16V248H14ZM125 247L128 248V249H126V251L124 249ZM71 249L73 250V253H75V252L78 253L77 256L74 259H69V257H72V255H73V253H71L69 251ZM183 249H184V251H183ZM197 249L198 248H196V247L194 248V250H196V251H197ZM159 250H161V251H159ZM173 250H175V251H173ZM176 250L177 251L181 250V251L177 252ZM167 251L172 252V253H169ZM176 252L179 255H175ZM23 255H24V258H23ZM173 255H174V258H173ZM7 257H9V258H7ZM175 257L177 258V260L175 259ZM172 259H174L175 261L174 260L172 261ZM178 260H179L180 263L178 262ZM192 262H194V261H192ZM227 262H228V259H227ZM228 264H230V263H228Z\"/></svg>","mask_w":264,"mask_h":264}]
</instances>
